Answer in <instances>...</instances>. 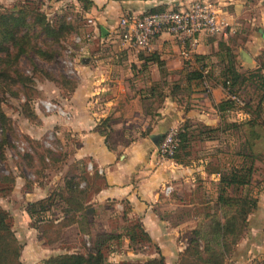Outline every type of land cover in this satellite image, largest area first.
Wrapping results in <instances>:
<instances>
[{
    "label": "rangeland",
    "instance_id": "rangeland-1",
    "mask_svg": "<svg viewBox=\"0 0 264 264\" xmlns=\"http://www.w3.org/2000/svg\"><path fill=\"white\" fill-rule=\"evenodd\" d=\"M82 6L84 4L76 0H15L0 4V14L8 18L18 15L25 20V26L20 25L19 31L31 45H27L18 58L21 82L9 86L0 84V114L3 116L0 115V207L8 212L9 223L22 245L20 253L25 252L27 264L35 246L30 243L32 240H42L60 252L88 254L100 248L109 264L142 262L160 253L150 237L148 240L137 229L133 242L127 238L131 228L141 224L138 218L128 216V203L117 206L113 202L98 205L90 201L94 189L102 185L100 177L88 174L92 167L88 168L87 160L74 157L78 138L66 129V117L56 111L45 112L39 103L49 100L66 111L64 100L87 74L84 58L135 50L121 45L114 34L105 41L100 32L93 29L91 16ZM61 23L69 28L58 36L56 30ZM41 24H47L51 31L46 33ZM39 48L50 52L52 57H40ZM220 50L227 52L224 48ZM91 59L90 67L96 66L99 60ZM255 59V65L252 61L241 65L234 58L243 77L234 88L235 100L229 96L226 99L232 100L226 106L231 107L233 113H222L215 127L187 120L190 141L184 160L199 165L200 172L204 173H198L195 187L191 188L196 199L193 212L198 218L192 229L177 235L178 246L186 248L195 237L203 244L211 221L224 222L233 214L231 209L217 204L218 173L226 175L232 169H240L243 174L253 166L246 184L226 189L227 195L254 203L255 207L247 215L245 229L236 243H232L233 237H227L230 251L223 264H264V51L256 53ZM227 60L229 58H224L222 62L215 57L213 63L203 62L207 72L195 70L189 74L200 73L209 84L216 78L219 82ZM210 65L216 68V73L210 71ZM201 87L206 92L203 84ZM240 110H246L249 117L240 119L235 114ZM250 118L255 121L249 122ZM42 196H45L42 199L50 197L46 209L29 222L26 206L41 200L37 199ZM179 206L171 216L167 215L170 214L167 209L158 206L159 217L172 225L180 222L190 208H185L187 204ZM70 218L74 222L62 226L61 220L66 222ZM55 219L60 220L54 223Z\"/></svg>",
    "mask_w": 264,
    "mask_h": 264
},
{
    "label": "crops",
    "instance_id": "crops-1",
    "mask_svg": "<svg viewBox=\"0 0 264 264\" xmlns=\"http://www.w3.org/2000/svg\"><path fill=\"white\" fill-rule=\"evenodd\" d=\"M14 1L0 0V4ZM88 1L92 3L90 8L83 10L91 16L93 29L100 32L105 41L110 40L119 18L125 14L182 9L195 1L210 4L217 17L228 26L226 32L219 35L200 34L195 46L188 40L164 33L152 38L143 51L90 55L84 58L87 74L64 100L66 129L78 138L74 157L87 160L86 165L89 163L92 167L88 174L99 176L102 181L90 201L98 205L128 203V216L139 219L165 263L177 264L179 253L185 249V245H177V235L195 226L198 217L193 212L196 199L191 188L195 187L198 173L204 171L200 172L199 165L185 160L177 163L161 159L156 147L166 131L180 127L185 120L215 127L222 113H233L226 103L223 109L218 107L227 99L218 78L210 80V91L204 92L201 79L192 78L189 73L207 72L203 62L213 63L215 57L223 62L222 48L231 56L235 55L241 65L248 64L241 59V51H245L255 65L256 53L264 51V0ZM101 29H104L103 34ZM91 58L99 60L94 67H90ZM209 69L216 73L215 67L210 65ZM235 114L240 119L249 117L241 110ZM102 121L104 134L96 128ZM166 187H169L168 193H165ZM183 204L190 210L182 215L180 222L172 225L159 217L158 206L167 209L170 213L167 215L171 216L174 209L178 205L184 207ZM30 243L35 245L32 255H28L30 264L69 253L60 252L42 240ZM23 253L20 262L27 264Z\"/></svg>",
    "mask_w": 264,
    "mask_h": 264
},
{
    "label": "trees",
    "instance_id": "trees-1",
    "mask_svg": "<svg viewBox=\"0 0 264 264\" xmlns=\"http://www.w3.org/2000/svg\"><path fill=\"white\" fill-rule=\"evenodd\" d=\"M84 4L82 9L86 10L90 8L91 2L88 0H77ZM22 23V24H21ZM26 22L23 18L10 17L0 14V84L9 86L10 84L21 82L22 75L17 71V62L21 54L25 52L24 48L28 45L31 47L29 41L23 34H20V25L25 26ZM46 33L51 31L47 28V24L43 25ZM46 26V27H45ZM68 26L65 23L59 24L56 32L59 36L62 33L68 31ZM25 46V47H24ZM226 49V48H224ZM225 60H227L224 69L221 71V81H219L223 88H229V94L233 95L235 86L241 82L242 74L237 70L234 57L230 55V52L226 50ZM37 53L43 59L47 57H52L50 52H45L40 48ZM14 75V76H12ZM16 77V80H15ZM189 78V77H188ZM192 78H202V74H193ZM262 84V83H261ZM226 101H221L218 104L219 109H223L225 103H231L232 101L228 98ZM257 108L262 110V106L258 105ZM245 113H249L244 110ZM2 116V114H0ZM3 118V116H2ZM249 122L252 121L248 120ZM253 120L252 122H254ZM103 122V121H102ZM100 122L97 125V130L104 134L102 127L105 123ZM188 121L185 120L180 127L177 128L178 131V147L170 159L177 163H183L184 157L188 155L187 149L189 147L190 135L188 132ZM213 130V129H212ZM252 167L249 166L245 173L241 174V170L232 169L228 174H219V185L217 194V204L220 207H226L233 211V214L225 219L224 222H220L215 219L211 221L210 231L207 233V238L203 240V244L200 243L198 238H193L189 241L188 246L179 253L177 264H223L225 256L230 251L229 245L227 243V237H233L232 243L235 244L240 237L241 231L243 232L246 225V217L251 212L252 208L255 207L254 203L250 204L246 200H241L233 196L226 194V189L230 186L236 184H246L250 180V174L252 172ZM3 179V178H2ZM50 200V197H48ZM48 198L41 199L36 202H30L26 206V220L33 221L35 215L38 212L45 210V204ZM63 221L62 226H69L74 222L73 219H68V221ZM59 222V221H58ZM57 222V223H58ZM136 229L142 232L144 236L149 240V236L144 231L142 225L138 224L131 228L130 233H128L127 238L130 242L136 239L138 233ZM194 234L197 236V230H194ZM22 245L18 242L15 237L14 231L9 223L8 212L0 207V264H21ZM39 264H109L105 261L101 249H96L95 251L88 254L81 253H63L55 256L48 257L42 260ZM117 264H166L165 258L158 252V257L142 261V262H130L122 261Z\"/></svg>",
    "mask_w": 264,
    "mask_h": 264
},
{
    "label": "built area",
    "instance_id": "built-area-1",
    "mask_svg": "<svg viewBox=\"0 0 264 264\" xmlns=\"http://www.w3.org/2000/svg\"><path fill=\"white\" fill-rule=\"evenodd\" d=\"M227 24L219 19L211 5L195 1L182 9H167L141 14H125L119 18L114 36L124 47L144 50L148 48L150 41L157 35L168 34L188 40L191 46L199 42V35L215 36L226 32ZM224 88L227 96L235 100L234 95L229 94V88ZM202 84L206 92L210 91V84L205 76H202ZM45 112H57L67 116V112L60 106L49 100L39 102ZM178 131L172 128L166 131L160 138L156 151L161 159H170L178 147ZM91 168V164L88 165ZM169 187L165 188V193Z\"/></svg>",
    "mask_w": 264,
    "mask_h": 264
},
{
    "label": "water",
    "instance_id": "water-1",
    "mask_svg": "<svg viewBox=\"0 0 264 264\" xmlns=\"http://www.w3.org/2000/svg\"><path fill=\"white\" fill-rule=\"evenodd\" d=\"M101 32L103 34L104 33V29H101ZM241 59L245 63H250L252 61V59L250 58V56L248 55V53H246L245 51H241Z\"/></svg>",
    "mask_w": 264,
    "mask_h": 264
}]
</instances>
